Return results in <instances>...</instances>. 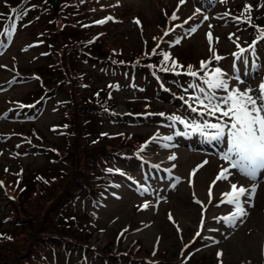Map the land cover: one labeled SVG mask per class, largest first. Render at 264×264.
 <instances>
[{
    "label": "rangeland",
    "instance_id": "374dc122",
    "mask_svg": "<svg viewBox=\"0 0 264 264\" xmlns=\"http://www.w3.org/2000/svg\"><path fill=\"white\" fill-rule=\"evenodd\" d=\"M8 1L0 0V33L9 25L15 24V31L10 35L12 36L10 41L7 42L8 37L5 35H0V82L6 83L2 86L6 88L5 90L0 84V260L4 264H10V259L28 243L25 240L28 239L29 243L31 242L27 235H24L29 230L46 231L48 230L46 225L52 223H55L51 225L52 228L58 229L56 224H72L68 219L69 216L72 220L74 219L73 227L77 231L78 238L89 244V249L84 248L87 255L84 257L85 260L91 253L90 248H98L100 251H111L105 252L104 264H110L114 259L121 262L128 254L114 255L115 249L120 246V249L126 252L131 251L141 258L150 257L152 261L161 257L164 263H172L171 261L176 259L177 263L188 264L190 255L192 259L189 264L260 262L264 258V171L258 170L255 178L250 179L237 170L230 169L232 175L227 181H217L212 187L210 197L209 187L218 171L228 166L227 162L221 160L220 156L206 152L201 144L191 147L189 143L191 138L175 132L168 124L167 117L143 118L139 115L113 119L102 117L97 122H94L96 119L88 118L87 121H93L92 126H87L91 130L88 136L92 141L96 140L100 134L110 133L115 138L112 139L114 145L120 147L129 144L118 133L124 131L123 133L131 134V140H134L135 145H138L137 140H140L139 145L146 143L143 150V145L137 147L140 152H143L140 159L143 160L148 171L143 172L139 166L127 165L119 158H107L106 166L111 169L118 168L119 171L111 175V184L107 190L102 191L101 198L97 201L86 200L85 203L80 198L73 207L68 208V212L61 215L63 217L56 216L55 219L51 217L50 211L44 212L51 194L64 183L54 176L66 168L60 164L52 165L50 161L54 158L50 155L44 156V151L40 154L33 153L31 150L34 148L31 144L39 143L38 145L43 147L59 144L60 150L63 149L60 143L61 137H57L54 130L47 128L52 122L63 119L62 103L61 107L58 106L56 109L52 104L46 108L43 104L35 118L9 117L8 115L14 111V108L10 106L13 105L12 103L15 102L17 107H20L19 99L25 95L29 96V90L35 86L43 89L55 88L54 82L62 77H64L62 83L66 84L63 87L71 88L73 94L82 98L78 101L81 102L85 98L87 102L91 101L89 104L92 106V101H101L104 94L108 98H113V105H116L113 109L120 115L129 112L127 108L138 112L152 108L157 110L154 112H158L160 111L158 106H161L162 111L167 109L176 111L175 105L181 101L179 97L182 95L172 86V89L167 87L177 100L174 102L171 100L170 103L165 104L164 100L154 96L155 93L151 91L149 81L145 79L135 77V79L127 80L125 76L130 73L124 75L104 65L96 67L89 64L87 66L78 60L75 61V56L63 57L57 53V50H63L67 55L68 51L71 52L74 49V46L62 47L61 42L66 37L81 36L83 31L76 34L77 28L84 27V21L80 20V16L87 14V18H90L92 14L89 11L96 10V4H105L104 0H94L95 3L91 2L92 0H59V2L56 1L55 11L50 9L47 0H44L46 1L44 4L42 3V9L38 7L37 0H21L19 9L24 16H27V19L18 21V16H13L11 23L6 25L4 15L8 14L6 12ZM236 2L237 0H226L221 4L224 7L223 10L211 11L215 6L213 0L207 8V12L211 11V14L205 16L199 12H192L191 0H185L184 3L180 0H111L109 4L112 7L120 6L115 16L118 21L115 25L105 28L107 34L97 40L94 49L102 53V47H115V52H120L121 56L123 54L138 56L137 54L149 48L151 50L153 46L151 44L159 33L158 27H162V32L165 24L172 20V8L178 7L176 19L173 20V23L176 22L175 29L184 26L188 33L184 38H173L169 33L161 34L160 44L164 50L159 52L160 55L154 59V62L162 65V53H168L173 60L177 52L183 61H195L198 57V63L201 65L202 59L211 60L216 54L224 55L235 46L239 47L247 42L248 31L245 27H241L242 21L236 17L242 14L235 11L229 12L230 4ZM247 5L251 9L247 14L254 20L264 9V0H249ZM12 9L15 8H10ZM235 10L244 12V7L240 4L235 7ZM46 13L49 15L52 13L50 16L52 21ZM31 14L34 19L29 20L28 17ZM205 17L208 19L206 23H204ZM138 18L144 23L143 31L140 28L137 30L135 20ZM240 23L242 25L236 26ZM171 25L168 27L171 28ZM201 25L203 29L194 35ZM191 28H197V30L193 32L190 31ZM207 29L208 33H211L212 51L209 50V38L206 37ZM45 38L46 41L41 43L40 41ZM145 41L147 43L143 45ZM215 48L219 52L214 51ZM171 60L168 62L170 63ZM183 61L178 62V65L182 66ZM63 66H68L66 73L62 70ZM222 71L230 86H238L241 89L248 87L256 89L264 80V65L253 74L257 80L239 77L243 81L242 84L237 83L236 75L232 71L230 75L226 70ZM12 77L15 78L12 80ZM168 77H170L168 81L176 83L181 79L173 74H169ZM39 79L42 80L41 83L37 82ZM73 82L76 83L73 84ZM196 83L200 81L197 80ZM189 84L190 80L187 78L182 79L180 85L192 92L188 88ZM192 94L195 93L192 92ZM223 94L220 93V95ZM188 95L191 94L188 92ZM63 97H65V91L61 87L54 93L53 98L58 101V99L63 100ZM188 103L195 106L191 100ZM85 115L84 113L83 117ZM179 116L192 120V116L185 112H180ZM29 119H34L35 123L29 126L27 123ZM72 127H58L57 131L69 132ZM179 127L183 129L181 124ZM32 128L42 135L39 140L34 137ZM156 136L160 139L153 140ZM166 136L172 139H162ZM223 143L221 146H216L218 154L226 147V140ZM27 144L30 148L22 150ZM88 144L92 143L88 142ZM81 147L80 142L77 153L82 155L83 159L84 152ZM50 151L49 149V154ZM172 156L175 159H169ZM205 161L207 163H204ZM138 164L139 162L136 161V165ZM76 166L81 168L77 170L78 173L81 171L86 175L83 164ZM193 170H196L194 174ZM89 182L94 183L93 177ZM232 182L248 189V194L241 198L247 215L230 223L221 218L230 216L234 207L221 203V200L222 193L229 190ZM48 186L51 188H47ZM253 187L254 192H252ZM144 188L149 191L144 192ZM3 193L14 200V205L10 199L5 198L6 195ZM16 212L20 213V217L24 220L13 218ZM197 233H203V235L200 237ZM196 237L201 242H195ZM189 243L193 245L191 252L184 253L186 252L184 248ZM181 252L183 257L179 258ZM101 258L93 256L91 261L95 260L94 264H101L103 262ZM47 264L52 263L47 262ZM132 264H137V261H132Z\"/></svg>",
    "mask_w": 264,
    "mask_h": 264
},
{
    "label": "trees",
    "instance_id": "16d2710c",
    "mask_svg": "<svg viewBox=\"0 0 264 264\" xmlns=\"http://www.w3.org/2000/svg\"><path fill=\"white\" fill-rule=\"evenodd\" d=\"M20 1L21 0H9L7 2V8L8 10L6 12H16L14 15L15 17L18 16V21H21L22 19L26 20L27 16H24L19 9L20 7ZM49 2V0H47ZM59 2V0H56ZM39 4V8L42 9L43 5L46 1L44 0H37ZM22 3V2H21ZM35 6V5H34ZM10 8H15L10 10ZM50 9H52L50 7ZM108 7H99L98 11L92 12L89 11L92 16L90 18H87L86 15H81L80 20L83 21L94 18L96 15H100L104 12H108ZM50 12V11H49ZM33 14V13H32ZM32 14L28 17L29 20L34 19L32 18ZM49 15V13H46ZM52 13L48 16V18L52 21L50 16ZM37 16V15H36ZM36 19V18H35ZM111 24H108L107 26H110ZM77 28V27H76ZM66 29V28H65ZM79 28L76 29V34L79 32ZM107 34V31L105 29L104 35ZM109 34V33H108ZM78 38L73 37H66L62 42V47L67 46H74L71 52L68 51L67 55L65 51H58L57 53H60L63 57L71 56L75 58V61L79 59L77 57V51L85 54L86 56H89L87 52L82 45L80 48H77L80 45L79 38L80 35H76ZM46 41V38L44 40H41V43H44ZM79 41V43H77ZM71 42V45H69ZM264 50V48H261ZM102 53L98 52L95 53L96 58H100L102 56H105L104 54H115V47H102ZM108 50V51H107ZM106 52V53H105ZM54 55V54H53ZM74 61V62H75ZM56 62V61H55ZM64 67V66H63ZM68 67V66H67ZM62 68L63 72H65L66 68ZM64 81V77L57 80L55 83V88L53 91H49L46 94L52 95L54 94L59 88L62 87V90L65 91V97H63V100L56 101L55 104H61L62 103V118L61 120H58L57 122L51 124V129L54 130V134H56L57 137H61L60 143L62 145V148L60 150L59 144L56 145H50L51 151L50 156L51 158H54L51 160V164L55 166H59L58 164L62 165L63 168H66V170L62 169L60 173L54 176V178H58L57 180L64 181V183L60 186V188L51 194V199L47 203V206L44 208V212L50 211L51 217L53 219L56 218V216L63 217V215L66 211L68 212V208L73 207V205L76 204V201L82 198V202L85 203L86 200H98L101 198V194L103 190L107 189L108 182L110 181L111 172L109 169H107L104 165L105 159H112V156L122 158L123 151L127 149L126 147L122 146H130L132 140L126 139V141L130 144H125L120 147H116L114 143L112 142V138L110 133H104L100 134L96 140L92 141L90 136H88V133L91 132L87 126H92L93 121H87L88 118L99 120L101 116L105 117H112L113 113L111 112V108L107 106V103L110 101L109 99H106V96L103 94L101 101L94 100L93 105L90 106L89 102L86 101L87 99H83L81 102L78 101V99H82L80 96H77L75 93L73 94L72 89H65L63 86H65V83H62ZM76 82H73L75 84ZM72 86V85H71ZM46 94L43 98H45ZM9 100V99H8ZM42 100V99H41ZM39 100V101H41ZM38 101V102H39ZM85 102V103H83ZM89 104V106H88ZM41 102L37 103L35 107L31 108L30 110H36L40 107ZM59 106V105H58ZM61 107V106H59ZM84 113L86 114L84 117ZM102 114V115H100ZM94 120V122H96ZM84 122V124H83ZM83 124V126H82ZM68 126H73L71 131L67 132H60L58 127L64 128ZM93 138V137H92ZM90 141H89V140ZM138 141V140H137ZM81 142L82 150H83V159L82 155L77 153L78 151V144ZM88 142H91L92 144H88ZM115 146V147H114ZM27 148L30 147H24L23 150H27ZM127 151V150H126ZM128 162V161H126ZM83 164V170L86 172L85 174H82L77 172L78 169L81 170L76 165ZM92 166V167H91ZM70 169L72 171H70ZM95 172V174H93ZM93 177L94 183L89 182V180ZM98 177V178H95ZM86 178V179H85ZM55 179V181H57ZM49 184V182H48ZM47 184V185H48ZM53 187V185H52ZM51 188V186L47 187ZM49 198V197H48ZM47 198V199H48ZM52 201V203H50ZM12 202V205H14V200H10ZM50 203V204H49ZM20 213H14L13 218L17 220H24L19 215ZM68 219L71 220L72 224H56L58 229L52 228V224L55 225V223L47 224L46 228L48 230L46 231H39L34 232V230H29L24 235H27V237L31 240L29 243V240L26 239L28 243L25 247L21 248L20 251L14 255L9 263L10 264H47V262H51L52 264H94V261H91L93 259V256H97L104 260L106 254L105 252H111V251H104L99 250L98 248H90V252L87 260L84 259L86 255L84 248L89 249L88 243L85 241H81V239L78 238L76 235L77 231L75 230V224H73L72 218L68 216ZM45 228V227H43ZM61 228V229H59ZM59 230H65V231H59ZM121 247H118L117 252L114 254L118 256L120 253L124 252L125 250L120 249ZM127 255V260L122 259L121 262L114 259L111 261L110 264H132V261L136 258V253H132L131 251L124 252ZM43 254V255H42ZM56 255V256H55ZM122 255V254H121ZM124 256V255H123ZM111 259V258H110ZM113 259V258H112ZM13 260V262H12ZM66 261V262H64ZM0 264H4L2 260H0ZM104 264V261L101 263ZM243 264V262L241 263ZM244 264H257L254 262H247ZM260 264H264V261Z\"/></svg>",
    "mask_w": 264,
    "mask_h": 264
},
{
    "label": "snow or ice",
    "instance_id": "6c2138e0",
    "mask_svg": "<svg viewBox=\"0 0 264 264\" xmlns=\"http://www.w3.org/2000/svg\"><path fill=\"white\" fill-rule=\"evenodd\" d=\"M184 3L185 0H180ZM250 6H245V11L250 13ZM22 11V10H21ZM243 15V14H242ZM171 18L176 19L175 13ZM207 19V17H205ZM105 21H97V23H104ZM251 23V17L248 16L247 21ZM187 23V21L185 22ZM191 28L190 31H195ZM15 31V24H11L7 29L0 33V35L9 36L11 32ZM168 33L166 32L165 35ZM209 38L210 51L211 48V33L206 34ZM264 40V32L258 34L257 38L249 45V50H254L256 43ZM155 49L153 52L155 53ZM245 49H240L243 53ZM163 62L170 60L168 53H162ZM238 55V54H234ZM239 58V57H238ZM218 61L219 56H215ZM162 62V63H163ZM172 70L178 65L176 61H171ZM210 61H201L200 70L193 71L192 66H188V71L185 73L189 75L193 82L188 85L194 95L189 96V100L193 101L195 106L188 103L189 110L196 113L199 120H186L180 116L172 115L168 117L172 121V126L176 123L183 125L185 135L199 134L206 140L210 141H225L226 147L219 154L220 159L227 162V167H222L220 172L216 175L212 184L209 187V196H212V187L217 181H227L232 175L231 170H237L241 175L254 179L258 170H264V80H262L256 89L251 87L243 88L232 87L229 81L224 78L225 74L220 68H209ZM162 71H169L168 67L161 69ZM202 73V75H201ZM238 84L243 81L237 76L235 77ZM199 80L200 83L195 81ZM187 91V89L185 90ZM224 93L219 95L218 93ZM209 117L212 119H206ZM215 120V122H213ZM179 134V133H178ZM160 139V137H153V140ZM164 140H171L172 137H162ZM151 142V141H149ZM146 146V145H145ZM142 146V150L143 147ZM166 146V145H165ZM169 159H175L174 156ZM204 163H207L205 161ZM202 166V165H201ZM198 166V167H201ZM156 167H159L156 165ZM196 170H193V174ZM144 192L149 189L144 188ZM255 188H252V192ZM248 194V189L239 186L238 183L232 182L228 191L222 193L221 203H226L234 207V211L230 216L222 217L221 219L233 223L239 217L247 215L241 198ZM197 203H200L197 201ZM147 205H145L146 207ZM171 219V216H170ZM199 235V233H197ZM218 255H220L218 253Z\"/></svg>",
    "mask_w": 264,
    "mask_h": 264
},
{
    "label": "bare ground",
    "instance_id": "6f19581e",
    "mask_svg": "<svg viewBox=\"0 0 264 264\" xmlns=\"http://www.w3.org/2000/svg\"><path fill=\"white\" fill-rule=\"evenodd\" d=\"M180 199V198H179ZM177 200V199H176ZM176 203V202H175ZM181 206V205H180ZM180 208V207H179ZM183 208V207H182ZM185 208H187V207H185ZM193 210V209H192ZM195 210V209H194ZM196 211V210H195ZM181 213V212H180ZM195 213V212H194ZM186 215V214H185ZM156 227V226H155ZM152 228V227H151ZM155 229V228H154ZM158 232H160V231H158ZM254 244V243H253ZM230 250V249H229ZM240 250V249H239ZM228 251V250H227ZM243 251V250H242ZM234 252V251H233Z\"/></svg>",
    "mask_w": 264,
    "mask_h": 264
},
{
    "label": "water",
    "instance_id": "95a60500",
    "mask_svg": "<svg viewBox=\"0 0 264 264\" xmlns=\"http://www.w3.org/2000/svg\"><path fill=\"white\" fill-rule=\"evenodd\" d=\"M53 3V2H52Z\"/></svg>",
    "mask_w": 264,
    "mask_h": 264
}]
</instances>
